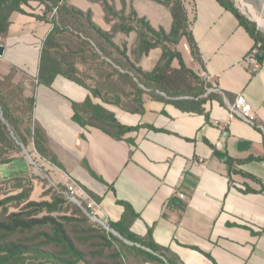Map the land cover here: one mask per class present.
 I'll return each instance as SVG.
<instances>
[{
  "label": "crops",
  "instance_id": "1",
  "mask_svg": "<svg viewBox=\"0 0 264 264\" xmlns=\"http://www.w3.org/2000/svg\"><path fill=\"white\" fill-rule=\"evenodd\" d=\"M124 1L123 6L120 0H67L90 12L93 22L107 31L112 22L106 21V3L134 10L155 28L170 31L172 14L160 20L156 11L161 9L150 3L140 0L133 8L132 0ZM32 6L28 14L12 16L8 34L0 41L5 46L1 58L24 74L35 97L34 121L59 164L42 156L34 144L12 162H33L57 175L59 183L75 180L100 202L99 216L108 223L122 219L125 207L120 201H127L138 214L131 230L140 236L151 232L182 264H264V192L246 191L248 185L257 190L260 186L239 172L264 181V57L252 71L245 57L260 49L236 15L218 0H187L202 63L184 49L186 42L180 50L186 62L218 88L222 101H208L204 113L156 99H147L142 113L106 104L131 128L119 140L74 119L73 103L92 94L86 87L63 75L51 86L38 84L54 13L40 20L36 15L44 14V6ZM136 38L135 32L114 36L117 43L133 44ZM161 57L162 49L154 48L138 65L151 71ZM238 95L251 103L254 124L229 119L230 104ZM32 172L31 167L28 175ZM162 259L164 263L136 259V264H170Z\"/></svg>",
  "mask_w": 264,
  "mask_h": 264
},
{
  "label": "trees",
  "instance_id": "2",
  "mask_svg": "<svg viewBox=\"0 0 264 264\" xmlns=\"http://www.w3.org/2000/svg\"><path fill=\"white\" fill-rule=\"evenodd\" d=\"M155 1L169 7L173 19L170 31L155 28L134 10L133 19H125L119 16L122 10L108 3L105 16L107 22H112L109 31L96 25L90 12L68 4L67 0H0V39L8 34L12 16L28 14L24 7H30L32 2L44 6V14L36 15L38 19L48 20L54 13V28L41 52L38 84L51 86L58 75H63L86 87L92 94L82 103H73L74 119L83 126L97 127L120 140L131 128L123 125L106 104L142 113L145 101L156 99L183 111L204 113L208 101H222V95L196 99L208 82L186 62L179 48L182 41L187 42L192 58L202 63L192 30L195 19L190 18L187 0ZM218 2L236 15L254 38L256 47L264 50V33L256 22L240 13L233 0ZM113 16L122 21L113 22ZM77 26H87L91 31H83ZM131 32H135L137 38L130 49L124 41L128 53L121 56L125 61L112 59L121 68H127L125 73L102 56L104 61H98L101 59L97 48L103 56L112 58L110 49L99 40L110 48H117L114 36ZM154 48L162 49V57L153 70L145 71L138 62ZM10 70L18 71L15 68ZM22 76V79L16 75L0 76V166L15 160L33 144L42 156L59 164L47 147L44 131L34 121L35 97L33 93L28 95L25 76ZM93 97L100 98L102 103L95 102ZM10 153L18 154L9 156ZM239 172L260 186L257 190L248 185L246 191L264 192L262 179ZM63 200L60 195H53V201L31 200L18 211L0 214V264H25L27 259H33L29 264H127L125 252L116 246L114 239L90 222L79 209H74L78 217L54 215ZM120 203L125 207L122 219L110 223V226L127 240L141 245L127 246V250L146 261L164 263L162 257H165L170 264H182L166 247L155 242L151 232L147 236L134 233L131 224L138 214L127 201Z\"/></svg>",
  "mask_w": 264,
  "mask_h": 264
},
{
  "label": "rangeland",
  "instance_id": "3",
  "mask_svg": "<svg viewBox=\"0 0 264 264\" xmlns=\"http://www.w3.org/2000/svg\"><path fill=\"white\" fill-rule=\"evenodd\" d=\"M120 1L121 4L124 6L125 3L124 0H120ZM233 1L239 12L242 13L247 18H249L250 20L256 22L257 27L264 33V0H233ZM143 2L150 3L151 5H153L154 8L161 9L159 11H156L157 17L160 20H163L165 14L167 15V18L169 17L171 19V12L169 7L161 5L154 0H143ZM37 4L39 3L32 2L30 7L25 6L24 9L29 13V11L32 10L33 7L32 5H37ZM139 4H140V0H135V2L132 0L131 5L129 4V6L135 8V5H139ZM143 6L144 8H146L145 5ZM117 10L123 11L122 14H119V16L121 17L123 16L125 19H130V18L133 19L131 10H126L124 9V7H122V9H117ZM112 19L113 22L122 21L117 16H113ZM125 21L127 23L132 24V22L128 20ZM77 27H80L81 29H83V31H91L87 26H77ZM99 42H101V44H103L104 46L108 47V49H110L109 51L111 53L112 58L103 56L102 51H100L97 48L96 51H98V53L100 54V59H101L98 61H104L103 59H106L109 62H113L115 67L119 68L123 73H125L127 68H121L112 60L115 59V60L125 61L123 56H121L122 53L125 52L128 53V50H126L125 48L126 45L125 42L122 41L121 43H117L115 41L117 48H110V46H108V44L102 40H99ZM126 43H127V47L130 49L132 44H129L128 42ZM93 44H95L94 41ZM180 47L182 46H179V48ZM182 50L184 51L183 48ZM101 56L103 57V59ZM1 57L3 56H0V76L4 77L8 75L13 77L16 75L17 78L22 79L23 78L22 75L24 74L22 73L20 74V72L18 71H16L15 73L14 70H10L7 62ZM89 82L91 83V81ZM207 82L208 85L206 86L202 94L199 95L196 99H206L212 95H218V96L222 95V93L218 90V88L215 85H213L208 79ZM159 94L168 97L163 93H159ZM28 95H32V91L30 89L28 90ZM183 97L192 98L191 96H183ZM183 97H176L175 99H179ZM28 149H32V145L29 146L27 150ZM32 153L36 156V159H38L37 154H35L33 151ZM16 154L18 153H10L9 156ZM31 167L34 173L32 172L33 174L28 175L29 171L31 170ZM16 175H26V176L16 177ZM53 195H60L64 199L58 205V211L55 212L54 215L59 217H61L62 215H68L70 217H78L77 214H75L76 212H74V209H79L81 213L89 219L90 222L104 229L106 233L112 239H114V243L116 244V246L125 252V262L127 264H136L137 261L136 259H140V260L142 259L140 256H137V254H135L133 251L127 250V246L128 247H130L131 245L141 246L140 244L127 240L112 227H110L111 230H108L100 222L93 219L89 214V211L86 210V202L82 199L81 204L77 203L73 199L74 195L70 193L69 187H67L63 182L59 183V177L57 175L53 174L52 172H48L47 170L38 169L33 162L29 163V161L24 159H18L12 163L0 166V214L4 212L9 213L12 211H18L28 201L31 200L53 201ZM100 216L102 217V215ZM31 260L33 259H27L25 264H29L28 262H30Z\"/></svg>",
  "mask_w": 264,
  "mask_h": 264
},
{
  "label": "built area",
  "instance_id": "4",
  "mask_svg": "<svg viewBox=\"0 0 264 264\" xmlns=\"http://www.w3.org/2000/svg\"><path fill=\"white\" fill-rule=\"evenodd\" d=\"M184 49L189 52L190 47L187 43L183 44ZM258 51L253 49L250 51L246 57L245 61L249 65L252 71H257L260 68V60L258 57ZM229 119H240L245 122L254 124L255 122V114L252 110L251 103L245 98L244 95H238L234 101V103L230 104L229 107ZM67 187H69V191L73 194V199L81 204L82 199L86 202V210L89 211V214L93 219L100 222L104 225L108 230H111L110 223L105 221L99 216V210L101 208L100 202L94 199L90 193L85 190L81 185H79L75 180L69 178L65 182H63Z\"/></svg>",
  "mask_w": 264,
  "mask_h": 264
},
{
  "label": "water",
  "instance_id": "5",
  "mask_svg": "<svg viewBox=\"0 0 264 264\" xmlns=\"http://www.w3.org/2000/svg\"><path fill=\"white\" fill-rule=\"evenodd\" d=\"M5 52V46L0 44V56H3ZM259 59L264 57V50H261L258 54Z\"/></svg>",
  "mask_w": 264,
  "mask_h": 264
}]
</instances>
